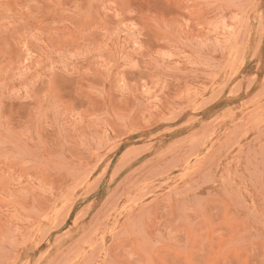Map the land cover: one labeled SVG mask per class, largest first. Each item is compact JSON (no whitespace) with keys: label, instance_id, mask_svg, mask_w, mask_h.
Segmentation results:
<instances>
[{"label":"rangeland","instance_id":"374dc122","mask_svg":"<svg viewBox=\"0 0 264 264\" xmlns=\"http://www.w3.org/2000/svg\"><path fill=\"white\" fill-rule=\"evenodd\" d=\"M0 264H264V0H0Z\"/></svg>","mask_w":264,"mask_h":264}]
</instances>
